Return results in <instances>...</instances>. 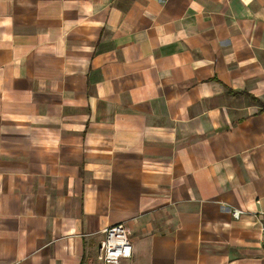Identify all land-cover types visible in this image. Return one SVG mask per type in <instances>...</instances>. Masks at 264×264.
Segmentation results:
<instances>
[{"label": "crops", "instance_id": "crops-1", "mask_svg": "<svg viewBox=\"0 0 264 264\" xmlns=\"http://www.w3.org/2000/svg\"><path fill=\"white\" fill-rule=\"evenodd\" d=\"M264 0H0V264H264Z\"/></svg>", "mask_w": 264, "mask_h": 264}, {"label": "built area", "instance_id": "built-area-1", "mask_svg": "<svg viewBox=\"0 0 264 264\" xmlns=\"http://www.w3.org/2000/svg\"><path fill=\"white\" fill-rule=\"evenodd\" d=\"M261 231L264 236V223ZM132 254L128 230L123 225L109 227L99 248V261L104 264H118L122 259L131 258Z\"/></svg>", "mask_w": 264, "mask_h": 264}]
</instances>
